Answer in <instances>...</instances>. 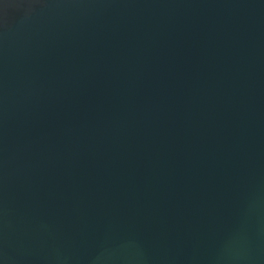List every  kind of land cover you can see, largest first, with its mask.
Wrapping results in <instances>:
<instances>
[{
  "label": "water",
  "instance_id": "95a60500",
  "mask_svg": "<svg viewBox=\"0 0 264 264\" xmlns=\"http://www.w3.org/2000/svg\"><path fill=\"white\" fill-rule=\"evenodd\" d=\"M0 264H264V0H0Z\"/></svg>",
  "mask_w": 264,
  "mask_h": 264
}]
</instances>
